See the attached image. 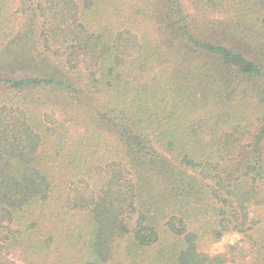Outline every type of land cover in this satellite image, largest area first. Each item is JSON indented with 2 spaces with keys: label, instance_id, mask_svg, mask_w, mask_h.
Listing matches in <instances>:
<instances>
[{
  "label": "trees",
  "instance_id": "1",
  "mask_svg": "<svg viewBox=\"0 0 264 264\" xmlns=\"http://www.w3.org/2000/svg\"><path fill=\"white\" fill-rule=\"evenodd\" d=\"M228 234L264 264V0H0V264Z\"/></svg>",
  "mask_w": 264,
  "mask_h": 264
},
{
  "label": "rangeland",
  "instance_id": "2",
  "mask_svg": "<svg viewBox=\"0 0 264 264\" xmlns=\"http://www.w3.org/2000/svg\"><path fill=\"white\" fill-rule=\"evenodd\" d=\"M241 240L242 237L238 234H228L219 242L206 243L203 249L211 254H230L232 248L235 247V254L231 255L233 258L227 264H256L254 254L249 252V248L247 245H243Z\"/></svg>",
  "mask_w": 264,
  "mask_h": 264
}]
</instances>
